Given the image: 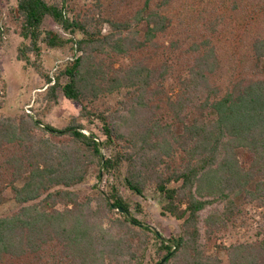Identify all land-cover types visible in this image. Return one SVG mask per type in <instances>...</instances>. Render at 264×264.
Here are the masks:
<instances>
[{"label": "trees", "instance_id": "1", "mask_svg": "<svg viewBox=\"0 0 264 264\" xmlns=\"http://www.w3.org/2000/svg\"><path fill=\"white\" fill-rule=\"evenodd\" d=\"M96 1L81 10L73 0H16L29 41L20 60L68 44L77 53L43 73L35 101L51 108L61 90L82 108L63 128L38 111L0 115V205L8 187L20 204L0 216V264H142L154 231L130 216L121 187L161 193L163 212L182 222L178 236L154 233L162 264H222L205 255L200 223L209 235L227 228L247 196L264 209V0H182L181 31L172 9L161 10L172 0L126 14ZM47 17L69 36L44 28ZM226 44L229 74L217 47ZM113 94L118 102L98 105ZM93 170L104 186L83 196L73 187ZM215 203L223 207L203 218ZM228 258L264 264V230L232 244Z\"/></svg>", "mask_w": 264, "mask_h": 264}, {"label": "rangeland", "instance_id": "2", "mask_svg": "<svg viewBox=\"0 0 264 264\" xmlns=\"http://www.w3.org/2000/svg\"><path fill=\"white\" fill-rule=\"evenodd\" d=\"M50 2L55 0H48ZM164 0H152L151 6H157ZM200 0H196L198 3ZM96 0H73L74 6L85 10L93 8ZM106 7L110 6L109 12L117 9L119 13H130L138 9L144 0H126L120 3L116 0H101ZM189 2V6L194 8L197 4ZM16 5V0H0V26L5 32L3 39L0 38V100L3 103L0 109V115L17 117L24 112L34 114L38 111L39 117L46 122H50L56 127L63 128L67 126L75 117L80 115L81 105L78 102L67 99L63 92H58V103L51 108L43 107L41 101V92L45 90L46 86L43 73H49L51 76L55 73L57 68L70 60L77 57V53L72 49L73 44H68L60 49L43 48L40 56L31 53L29 55L30 62L19 59V49L24 44L29 43L20 35V22L16 20L13 14V9ZM182 0H172L171 4L165 9L169 12L172 9L174 28H180V31L186 26L181 23L186 12L183 7ZM199 7H196L198 9ZM195 9V8H194ZM116 10V11H117ZM194 11L189 12V22L195 19L192 17ZM195 13V12H194ZM187 19H184L186 21ZM44 28L52 29L60 32L64 36H69L63 33V30L50 18L47 17L44 22ZM186 33V32H184ZM188 34V33H187ZM185 34L182 38L183 42L191 43L192 37H187ZM217 44V43H216ZM224 46V48H223ZM74 47V46H73ZM219 55L224 61L223 68L226 69L227 74L230 73L231 64L228 60V44L218 45ZM230 53L233 54L232 49ZM227 54L226 56H224ZM41 68V69H40ZM45 86V87H44ZM121 98L120 95L113 94L110 98L101 99L98 105L103 106L107 104H115ZM37 113V112H36ZM84 132H87L84 130ZM100 137L102 133L95 131ZM60 140V138H55ZM106 152V151H105ZM1 156V154H0ZM241 161L246 163V157L241 156ZM96 170H93L87 180L73 187L78 190L83 196H96L97 191L104 186V180H99L96 175ZM1 182L2 178L0 177ZM8 181L3 180V183ZM21 184V182H18ZM121 192L130 206V216H133L141 221L142 224L148 225L152 231L150 248L146 253L144 262L142 264H156L166 254L165 250L160 251V241L154 236L157 232L165 239H170L172 236H178L182 231V222L174 218L168 213L163 212V206L166 203L164 196L152 188H147L143 195L133 193L131 190L121 187ZM3 203L0 205V216L12 214L20 207L14 200V196L10 187L2 193ZM244 216L238 218L234 223H229L228 227L216 233L207 234V226L201 222L200 243L206 256L217 257L222 261V264H228V248L238 242H252L255 241L260 233L264 230V218L262 212L264 209L258 207L250 197L245 198ZM96 206V202H93ZM223 205L215 203L208 207L202 213L203 218L208 213L213 212L217 208H222Z\"/></svg>", "mask_w": 264, "mask_h": 264}, {"label": "water", "instance_id": "3", "mask_svg": "<svg viewBox=\"0 0 264 264\" xmlns=\"http://www.w3.org/2000/svg\"><path fill=\"white\" fill-rule=\"evenodd\" d=\"M167 260V256L163 257L162 260L158 264H162Z\"/></svg>", "mask_w": 264, "mask_h": 264}]
</instances>
